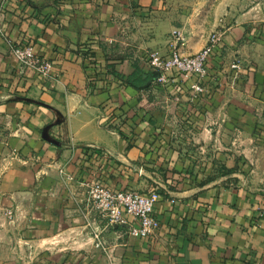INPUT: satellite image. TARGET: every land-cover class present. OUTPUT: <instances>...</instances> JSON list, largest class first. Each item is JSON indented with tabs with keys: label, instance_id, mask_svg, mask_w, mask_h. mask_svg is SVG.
Listing matches in <instances>:
<instances>
[{
	"label": "crops",
	"instance_id": "obj_1",
	"mask_svg": "<svg viewBox=\"0 0 264 264\" xmlns=\"http://www.w3.org/2000/svg\"><path fill=\"white\" fill-rule=\"evenodd\" d=\"M0 2V264H264V22L220 18L194 98L192 77L144 63L175 30L184 55L206 44L181 0ZM26 44L50 79L20 70ZM95 179L153 193L155 233L106 227L78 184Z\"/></svg>",
	"mask_w": 264,
	"mask_h": 264
},
{
	"label": "built area",
	"instance_id": "obj_2",
	"mask_svg": "<svg viewBox=\"0 0 264 264\" xmlns=\"http://www.w3.org/2000/svg\"><path fill=\"white\" fill-rule=\"evenodd\" d=\"M5 14L3 2H0V34L2 33V23ZM221 33L212 32L206 44L194 54L184 55L181 47L186 42V36L180 30H175L171 34L170 49L167 56L159 54L155 50L146 53L144 63L147 67L158 74V79H163L169 71H177L184 76H190L193 81L190 85L191 97H197L206 92L203 80L209 74L207 62L220 40ZM10 52L17 61L22 72L35 75L40 79H50L53 76V65L50 61L35 53L32 45L23 46L10 45ZM239 63L232 64L238 67ZM68 180H73L72 176L60 170ZM84 189V200L86 206L92 212L99 214L106 222V227H114L124 223V216L131 217V224L127 234L130 237H147L153 235L158 229L159 223L152 214L155 195L153 193H142L135 190H113L101 184L97 179L81 181L78 183ZM7 221H13L11 210L5 212ZM101 231H96L95 245L103 247L106 243L100 237Z\"/></svg>",
	"mask_w": 264,
	"mask_h": 264
},
{
	"label": "rangeland",
	"instance_id": "obj_3",
	"mask_svg": "<svg viewBox=\"0 0 264 264\" xmlns=\"http://www.w3.org/2000/svg\"><path fill=\"white\" fill-rule=\"evenodd\" d=\"M180 4L188 16L192 14V18L211 33L219 29L220 18L230 13L240 15L249 12L247 20L264 22V0H181ZM229 19L233 20V17ZM247 20L245 18L244 22ZM135 70L136 80L143 81L138 71L141 69L137 66Z\"/></svg>",
	"mask_w": 264,
	"mask_h": 264
},
{
	"label": "trees",
	"instance_id": "obj_4",
	"mask_svg": "<svg viewBox=\"0 0 264 264\" xmlns=\"http://www.w3.org/2000/svg\"><path fill=\"white\" fill-rule=\"evenodd\" d=\"M136 75H137L136 73H133V74H132V76H131L132 79H133V80H132V83H133L134 85H139V84H141L143 81L136 80Z\"/></svg>",
	"mask_w": 264,
	"mask_h": 264
}]
</instances>
